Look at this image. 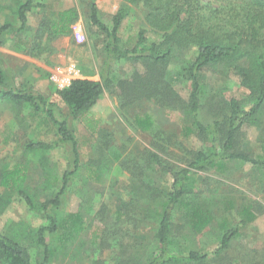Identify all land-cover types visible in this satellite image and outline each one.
I'll list each match as a JSON object with an SVG mask.
<instances>
[{
  "label": "rangeland",
  "instance_id": "1",
  "mask_svg": "<svg viewBox=\"0 0 264 264\" xmlns=\"http://www.w3.org/2000/svg\"><path fill=\"white\" fill-rule=\"evenodd\" d=\"M23 1L0 0V27H13L3 36L1 70L6 87L22 89L29 85L32 91L55 106L56 118L58 112L67 114L57 90L66 88L72 78L97 77L101 70L106 40L103 33L90 25L92 4L97 5L98 16L108 28L112 27L116 12L122 6L128 7L118 31L121 45L126 49L133 48L140 31L149 42L160 38L147 24L148 11L143 5L125 0H39L43 8L27 13L26 28L18 31L16 12ZM70 8L77 10L78 19L70 25L69 34L54 35L52 22L58 21L59 12ZM46 22H49L48 30L42 29ZM194 57V48L178 50L166 65V80L184 102L189 99L187 69ZM135 72H143V67L129 61L114 65L115 90L105 91L89 113V118L95 121V133L79 122L73 123L78 143L76 152L70 144L60 140L56 127L44 113L0 97V170L24 163L27 166L25 188L36 204L54 198L62 176L74 170L75 155L80 165L67 184L58 218L80 213L85 227L73 243L62 250L59 234L55 238L46 234L54 250L49 264H148L158 252V223L154 221L157 204L164 200L170 186L169 177L151 165L149 153H157L169 166L182 168L196 151L210 145L208 139L198 135H183L182 127L190 124L183 110L160 111L155 104L142 100L125 105L126 100L116 86ZM199 79L203 90L200 100L203 121L220 119L222 109L231 98L246 105L247 91L238 84L233 73L222 75L220 71L205 69L200 72ZM144 112L153 121L149 131H140L133 123L134 116ZM260 119L264 129V114ZM260 139L259 129L245 127L239 148L245 153L262 155L264 141ZM38 141L53 145V148L48 151L27 149L28 144ZM102 155L105 174L99 182L87 179L90 174L86 168L92 161L102 160ZM228 169L224 174L210 171L192 176L195 191L201 194L197 202L212 212L213 222L197 235L187 226L183 212L175 211L169 242L171 252L177 254L180 262L171 264H185L181 262V253L215 249L223 230L237 226L238 210L243 205L251 206L256 217L239 227V235L229 250L230 264L237 261L264 264V187L257 180L256 170L248 164L230 163ZM51 175L56 180L48 182V187L46 180ZM148 187L153 189L148 191ZM131 190L138 196L137 209L132 211L122 206V199L127 203ZM227 200L232 201V209ZM46 225L47 221L29 210L22 199L0 189V231L21 240L32 256L35 253L33 237L37 229ZM109 232L114 238L101 245V236ZM207 264L227 263H217L210 256Z\"/></svg>",
  "mask_w": 264,
  "mask_h": 264
},
{
  "label": "trees",
  "instance_id": "2",
  "mask_svg": "<svg viewBox=\"0 0 264 264\" xmlns=\"http://www.w3.org/2000/svg\"><path fill=\"white\" fill-rule=\"evenodd\" d=\"M125 1L143 5L148 11L147 24L158 32L160 38L149 42L145 33L140 31L133 48L126 49L121 45L118 31L128 14V7L122 6L116 12L112 19V27L108 28L98 16L97 5L92 4L89 21L92 27L105 36V56L97 77L72 78L66 88L57 90L60 100L67 108L66 115L58 112L56 118L55 106L32 91L29 85L22 89L6 87L1 63L0 97L15 104L28 105L36 112L44 113L56 127L60 140L70 144L73 152H76L78 143L73 123L79 122L92 134L95 133V121L89 118V113L105 91L115 88L114 65L120 61L141 65L143 72H135L130 79L119 81L116 86L119 89L117 92L126 100L125 105L142 100L155 104L160 111L183 110L190 121L189 125L185 124L182 127L183 135L185 137L198 135L210 142L209 147L196 151L193 158L182 168L163 163L157 153H149L148 156L151 165H154L153 168L166 174L170 180L169 190L164 195V200L157 204L154 217V221L158 223L156 235L158 252L148 264L178 263L180 259L176 253L171 252L169 242L174 212L180 209L187 220V226L197 235L207 230L213 222L212 212L197 202L201 194L195 191L193 175L210 171L224 174L228 172L230 163L248 164L256 170L257 180L264 187V152L256 156L239 148L245 127L255 126L260 131L261 142L264 141L263 123L260 119L264 114V0ZM35 8H43L39 0H24L19 4L16 12L19 21L18 31L25 30L27 13ZM57 17L58 21L52 22L51 32L54 35H65L69 34L70 25L78 19V12L75 8H70L59 12ZM48 26L49 22H46L42 29ZM12 28L11 25L0 27V47L5 44L4 34L10 32ZM188 48L195 49V57L187 69L190 93L188 101L184 102L166 80V65L174 58L175 51ZM205 69L220 71L222 75L226 72L233 73L238 84L247 91L246 105L236 98H231L222 109L220 119L203 121L200 105L203 90L199 77L200 72ZM133 123L140 131H149L153 126V121L146 112L135 115ZM52 148L53 145L39 141L27 145L29 151H48ZM101 158L102 160L92 161L91 166L86 168L90 174L87 179L95 182L101 180V176L105 174L102 166L105 164L103 155ZM79 167L75 155L73 172L62 176L59 191L54 198L39 205L25 188L27 166L24 163L1 168L0 189L6 194H15L22 199L29 210L47 221V225L37 229L36 236L33 237L34 256L21 240L0 231V264H49L54 250L47 242L46 234L54 235V238L59 234L62 250L61 248L72 244L83 232L85 220L80 213L58 218L67 184ZM47 177V185L50 187L48 182L55 181L56 177L54 175ZM155 192L163 197L158 190ZM137 197L136 192L131 190L128 202L124 203L122 199V206H128L131 208L130 211L137 209ZM226 203L229 204V208H233L232 201L227 200ZM238 214L240 219L237 226L223 230L215 249L204 253L199 251L181 253V262L207 264L211 256L217 263L222 261L230 264L232 261L229 250L232 241L239 235V227L247 225L256 217L249 205L241 206ZM101 238V245H105L107 239L114 238V234L109 232ZM235 264L240 263L237 261Z\"/></svg>",
  "mask_w": 264,
  "mask_h": 264
},
{
  "label": "built area",
  "instance_id": "3",
  "mask_svg": "<svg viewBox=\"0 0 264 264\" xmlns=\"http://www.w3.org/2000/svg\"><path fill=\"white\" fill-rule=\"evenodd\" d=\"M69 83H70V80H69ZM69 85V84H68Z\"/></svg>",
  "mask_w": 264,
  "mask_h": 264
}]
</instances>
